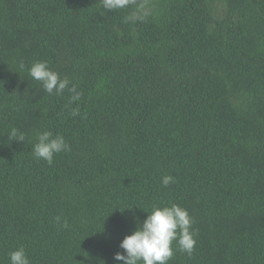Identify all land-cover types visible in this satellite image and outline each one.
<instances>
[{
  "label": "trees",
  "instance_id": "16d2710c",
  "mask_svg": "<svg viewBox=\"0 0 264 264\" xmlns=\"http://www.w3.org/2000/svg\"><path fill=\"white\" fill-rule=\"evenodd\" d=\"M143 3L128 23L99 0H0V264L20 247L30 264H123L120 241L172 204L196 245L173 241L168 264H264V0ZM36 61L81 98L45 93ZM42 131L69 145L51 165L32 155Z\"/></svg>",
  "mask_w": 264,
  "mask_h": 264
},
{
  "label": "clouds",
  "instance_id": "9594fccd",
  "mask_svg": "<svg viewBox=\"0 0 264 264\" xmlns=\"http://www.w3.org/2000/svg\"><path fill=\"white\" fill-rule=\"evenodd\" d=\"M105 11H118L131 9L126 22L136 23L147 18L143 0H99ZM20 71L25 70L21 62L18 65ZM28 75L40 83L43 91L48 95H62L66 90L71 93L69 104L78 101L81 93L76 85L72 84L67 77L61 78L59 73L51 70L46 61L33 62L27 69ZM73 116L78 115V109L73 108ZM9 141H25V134L12 128L8 132ZM69 150V145L60 134L54 135L51 131L37 133L36 142L32 145V155L42 159L49 165L53 163V157L61 152ZM161 183L167 187L175 183L174 177L165 175ZM59 226L67 228L66 222L56 217ZM193 219L185 208L176 204L171 206L153 205L142 224H139L131 234L126 235L119 243L123 253H114L115 261L123 264H168L173 257L172 242L176 241L180 252L191 255L196 245L194 231L192 230ZM10 264H30L24 248H17L8 253Z\"/></svg>",
  "mask_w": 264,
  "mask_h": 264
}]
</instances>
